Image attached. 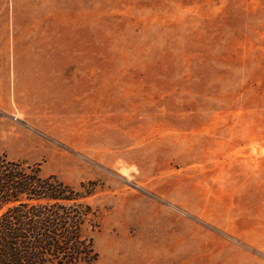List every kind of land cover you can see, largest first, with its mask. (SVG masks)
I'll return each instance as SVG.
<instances>
[{"label":"rangeland","instance_id":"obj_1","mask_svg":"<svg viewBox=\"0 0 264 264\" xmlns=\"http://www.w3.org/2000/svg\"><path fill=\"white\" fill-rule=\"evenodd\" d=\"M0 152L93 181L94 264H264V0H0Z\"/></svg>","mask_w":264,"mask_h":264},{"label":"trees","instance_id":"obj_2","mask_svg":"<svg viewBox=\"0 0 264 264\" xmlns=\"http://www.w3.org/2000/svg\"><path fill=\"white\" fill-rule=\"evenodd\" d=\"M95 187L72 186L0 152V264H94Z\"/></svg>","mask_w":264,"mask_h":264},{"label":"crops","instance_id":"obj_3","mask_svg":"<svg viewBox=\"0 0 264 264\" xmlns=\"http://www.w3.org/2000/svg\"><path fill=\"white\" fill-rule=\"evenodd\" d=\"M1 66V65H0ZM2 69V67H0ZM9 65L6 66V73L0 72V111L10 112L12 107L9 103L10 95L14 91L11 90V74Z\"/></svg>","mask_w":264,"mask_h":264}]
</instances>
